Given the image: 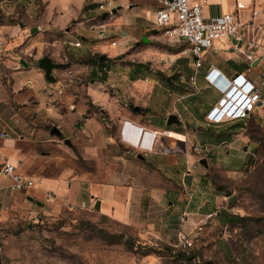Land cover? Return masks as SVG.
I'll list each match as a JSON object with an SVG mask.
<instances>
[{"label": "rangeland", "instance_id": "obj_1", "mask_svg": "<svg viewBox=\"0 0 264 264\" xmlns=\"http://www.w3.org/2000/svg\"><path fill=\"white\" fill-rule=\"evenodd\" d=\"M20 22V16L6 20L18 29ZM104 23L98 15L87 27ZM70 26L73 28L75 23ZM151 28L154 31L145 32L137 43L130 44L116 57L110 52H121V33L119 37L100 39V45L108 49L101 48L89 57L70 55L68 61L61 63L64 68L53 71L55 81L49 82L44 77L41 84V89L46 92L44 96L32 91L38 87L36 71L32 69H39L37 57L42 53V49L33 48L54 37L46 38L39 31L31 34L25 30L28 36L25 52H11L5 48L0 51V146L3 145V132L19 144L28 143L27 140L38 141L35 132L45 131L48 135L53 127H60L67 116L86 105L80 118L73 123L74 131L59 138L61 151H52L54 159L62 164L48 176L57 177L66 166L85 176L88 184L144 189L152 180L160 181L163 176L138 158L144 151H134L123 142L121 131L118 142L111 113L105 111L102 114L100 107L91 104L85 90L100 87L115 103L118 112L147 116L150 110L145 106L150 94L138 82H156L160 88H155L151 101L154 105L162 103V110L172 101L170 110L177 112L174 114L184 125L183 133L175 129L173 132L186 137L190 135L186 142L164 136L160 139L172 146L178 142L185 151L186 145L189 150L194 145L206 150V154L197 153L195 146L190 150L199 159L196 161L199 172L193 168L196 175L190 172L188 176L185 171L181 175H169L174 188L182 186L186 189L183 197L173 200L172 207L168 206L169 199H150L151 213L146 216V222L153 216L159 237L155 232L146 231L145 221L136 225L124 224L102 215L82 193L75 198L78 202L65 201L53 212L38 208L34 202L27 205V189L19 192L21 198L17 201L9 198L10 193L6 200L0 201V264H264V107L248 120L220 125L209 123L205 126L207 129L198 126L193 120L195 113L190 104H194V109L200 105L199 112L203 111L201 114L204 115L207 105L213 103L217 95H206L199 82L196 86L189 82L193 67L192 59L183 55L188 49L187 44L170 39L155 25ZM97 30L101 29L98 27ZM22 38L24 41L25 35ZM118 39L119 45L114 47L113 43ZM76 42L82 44L83 41L78 38ZM86 47L74 51L83 53ZM103 55L107 59L101 61ZM219 59V54L208 55L211 63ZM90 63H93L92 68ZM263 69L264 65L260 70ZM18 71H28L24 76L26 83L31 81L33 84H26L25 90L16 94L11 74ZM253 73L260 72L254 70ZM181 97H184L182 104L176 106L175 101ZM92 117L101 125L87 132V119ZM150 118L155 124L164 126L160 114ZM101 134L106 139L103 142L96 138ZM211 136L214 137L212 142L208 140ZM48 137L58 139L52 135ZM63 139H69L73 148L65 145ZM37 145L42 144L38 142ZM93 147L96 153L90 155ZM41 148L40 154L48 152L47 148ZM130 150L132 152L128 154ZM203 159L207 167L200 165ZM0 173L3 174L2 169ZM29 179L36 186L35 179ZM205 186L209 194L197 197ZM232 197L236 201L229 205ZM49 200L51 197L47 202ZM83 203H86L85 208L81 207ZM206 207L215 210L212 216L199 215ZM183 235L192 242L187 249L180 245ZM184 252L189 258L181 257Z\"/></svg>", "mask_w": 264, "mask_h": 264}, {"label": "crops", "instance_id": "obj_2", "mask_svg": "<svg viewBox=\"0 0 264 264\" xmlns=\"http://www.w3.org/2000/svg\"><path fill=\"white\" fill-rule=\"evenodd\" d=\"M102 1L105 0H0V15L3 17V23L0 24V51L5 48L7 51L11 52H14V50L25 52L28 45V36L24 33L25 30L31 31V34L39 31L44 34L46 38H54L53 40L45 39L42 46L33 48L34 50L38 48L42 49V53L37 57V62L42 59V57H50L55 63L61 64L62 62L68 61L70 55L78 54L82 57L93 55L95 51L105 48L100 45L99 42L102 37H119L121 33L120 42L123 44L121 52L111 53L110 50H106L109 51L113 57H116L123 53L130 44L137 43L145 32L148 30L154 31V28L151 27L155 25V12L161 0H118L117 8H120V10L115 15L111 16V18L105 17V13L99 11L98 4ZM191 1L193 2L196 0ZM208 3L204 11L207 18H219L224 13L234 9V0H208ZM14 11L16 13H14ZM98 15L101 16L105 22L98 26L101 30H97L98 27H94L93 25L87 27V24L92 23ZM14 16L21 17L19 29L15 24L6 23V20L9 18L13 19ZM74 23L75 26L71 28L70 25ZM61 31L64 32L59 33ZM24 35L26 39L22 41ZM78 38H81V41L84 43L82 42L79 47H76L74 44ZM115 43L116 45L114 47H117L119 45V39ZM84 44L86 45L84 46ZM83 47H86L83 53L74 51V49H81ZM219 49L220 52L217 53L220 57L219 61L214 63L209 62L208 55L210 53H208L207 61L199 71L197 83L199 82L201 85V88L204 90L203 93L206 95L215 94L218 98L216 90L210 88L205 79L210 65H214L221 73L227 76H234L237 73L247 74L254 84L261 88L264 95V69L263 71L260 70L261 66L264 65V51L260 52L261 59L254 64L255 67L252 70L244 59L237 55L233 43L224 42L219 44ZM11 54L12 53L9 55L12 56ZM221 57L226 59V62ZM92 64L93 63H90L91 68L93 67ZM32 70L36 71L35 78L38 81V87L35 88V90L32 87V91L38 95L44 96L46 92L41 89V84L44 81L45 73L42 72L40 68L38 70ZM254 70L260 73H253ZM26 72L28 71H18L11 74L14 80L13 91H15L16 94L22 93L25 90L26 84L31 82L29 81V83H26V78L24 77ZM52 75L55 81L56 76H54V74ZM31 84L33 83L31 82ZM15 85L17 88H14ZM138 85L150 94V98L145 106L150 110L147 116H134L129 112H118L115 103L111 102L106 91L102 90L100 87H87L85 91L92 101L91 104L100 107L102 114L105 111L111 113L112 121L115 123V135H117V140L118 134L121 131L123 142L130 147L146 151H153L155 149L154 146L156 147V150L147 156H143L140 152L138 158L158 171V174L163 176L161 180H152L144 189H134L113 184L97 186L88 184L85 176L78 173L76 169L66 166H64L63 172H60L57 177H51L48 175L51 174L56 166L62 164L59 160L54 159L55 155L52 154V151H61L62 149L60 146L61 141L58 137L59 140L55 138L50 139L48 135H52L51 131L48 132V135L47 132L40 131L34 133L36 140H38L34 141L35 143L27 140L28 143L19 144L14 139H10L8 134L6 138H3V132L1 134L3 145L0 146V169L3 170L6 163L12 164L16 166L18 173L25 175L27 178H33L36 182V186L28 189V194L26 196L27 205L34 202V204L42 210L48 208V210L56 212L60 208L61 203L65 201L78 202L75 198L78 196V193H82L87 197V200H91L90 202L93 203L95 209L100 210L102 215L110 216L120 223L136 225L144 221L146 222V216L151 213L149 209V201L151 198H158L160 201H167L169 199V201H167L168 206L172 207L173 204H175L173 201L174 199L179 196L183 197V192L186 189L182 186H175L174 188L173 180L169 175H181L184 171L188 176L190 172L192 175H196L197 172H193V168H197V154L195 153L196 155H193L190 153V150H192L195 145L193 148L191 147L190 150L189 145H186L187 149L185 151L182 148V144L178 142H175L172 146L170 142H167L165 139H160L158 136V139H156V141L154 140L156 132L160 133L159 130L161 129L172 130L167 136L177 141L186 142L190 135L187 134L186 137L184 134L173 132L175 130L182 133L184 132L183 120L179 119L180 123L171 125L174 128L167 127L170 126L167 123L169 117L171 115H176L174 113L177 112L170 110L172 105L171 99V104L164 110L161 109L163 108L162 103L154 105L151 101V95L155 88L158 87L156 86V82L152 83L149 80L143 82L139 80ZM183 98L184 97H181V99L175 101V105H181ZM158 101L161 102L159 98ZM215 101L207 105L208 109L204 115L201 114L203 111H201V113L199 112L200 105L196 106L194 109V104H190L191 111L193 114L195 113L193 120L201 128L207 129L205 126L210 125L206 120V115ZM70 105L74 106L75 104L70 103ZM45 108H47V106H45ZM84 109H86V105L84 108H79L78 112L71 113L67 116L66 122L60 127H57L61 131L62 137L63 134L74 131L73 123L80 118V113L83 112ZM154 114H160V116L164 118V126H159L154 123L150 118ZM100 125L97 119L93 117L87 119L86 131L91 132L92 129L98 128ZM96 138L101 139L102 142L106 140L103 134ZM64 140L69 139H63V143L65 144ZM208 140L212 142L214 141V137H208ZM38 142L42 144V147L47 148V153L40 154L42 148L40 145L36 146ZM69 147L73 148V144ZM95 153L93 147L90 150V155H95ZM196 170L199 172L198 168ZM11 186L12 180L8 176L0 173V201L6 200L9 193V198L14 199V201L21 198L19 192H11ZM206 188L207 186L204 187V190L199 191L197 197H206L205 193L207 195L209 194L208 191H205ZM49 197H51V200L47 202ZM206 201V203H208V200ZM97 205H100L99 209L96 208ZM214 211L215 210H207L206 207L199 215L209 217L212 216ZM193 214L195 216L197 215L196 212ZM153 221L156 222L153 216L149 217L144 227H146L145 229L148 233L155 232L156 236L159 237V234L155 231L156 226Z\"/></svg>", "mask_w": 264, "mask_h": 264}, {"label": "built area", "instance_id": "obj_3", "mask_svg": "<svg viewBox=\"0 0 264 264\" xmlns=\"http://www.w3.org/2000/svg\"><path fill=\"white\" fill-rule=\"evenodd\" d=\"M117 2L118 0L102 1L98 4V9L113 15ZM208 4V0H161L155 12V26L170 39L187 44L188 49L183 55L192 59L193 71L189 82L194 86L197 85L199 71L207 61V54L219 53V44L233 43L237 55L252 69L261 59L260 52L264 51V0H234V9L219 18L205 16L204 11ZM80 45V42L74 44L76 47ZM205 79L209 87L218 93L217 100L206 115L210 124L248 120L259 108L264 107L261 88L245 73L227 76L214 65H210ZM170 131L156 132L154 140L158 139L157 136L168 137ZM2 137L6 138L7 134L3 133ZM130 148L137 152L144 151L143 156L156 150L155 146L153 151ZM195 151L206 154V150L199 146H195ZM131 152L128 151V154ZM2 172L12 180V191L23 192L34 187V182L19 174L16 166L12 164L6 163ZM81 207L85 208L86 203ZM180 245L187 249L191 247L192 242L183 235Z\"/></svg>", "mask_w": 264, "mask_h": 264}, {"label": "water", "instance_id": "obj_4", "mask_svg": "<svg viewBox=\"0 0 264 264\" xmlns=\"http://www.w3.org/2000/svg\"><path fill=\"white\" fill-rule=\"evenodd\" d=\"M120 10V8H116L113 10L112 14L115 15L118 11ZM108 16V14H105V17ZM144 42H147V38H144L143 40ZM107 57L105 55L100 57V60H106ZM38 66L39 68L45 73V78L49 81V82H53L54 81V77L52 75L53 71L55 69H62L64 68L63 64H59V63H55L50 57H44L42 59H40L38 61ZM168 125H173V124H178L180 123V120L178 118V116L176 115H171L168 119ZM51 134L58 137V138H62V133L61 131L57 128V127H53L51 130ZM65 144L71 146V142L70 140H64ZM200 164L204 167H207L208 164L206 162V160H202L200 162ZM236 201L235 197L230 198L229 200V205H233ZM97 209L100 208V205L96 206Z\"/></svg>", "mask_w": 264, "mask_h": 264}, {"label": "trees", "instance_id": "obj_5", "mask_svg": "<svg viewBox=\"0 0 264 264\" xmlns=\"http://www.w3.org/2000/svg\"><path fill=\"white\" fill-rule=\"evenodd\" d=\"M191 74H192V73H191ZM252 117H253V115H252ZM252 117H251V118H252ZM249 119H250V118H249ZM243 121H244V120H243ZM180 255H181L182 258H185V259L189 258V257H186L185 252H184V253H181Z\"/></svg>", "mask_w": 264, "mask_h": 264}]
</instances>
